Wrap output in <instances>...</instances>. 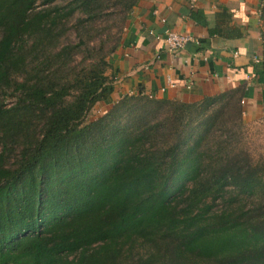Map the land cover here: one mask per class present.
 Instances as JSON below:
<instances>
[{
    "label": "trees",
    "instance_id": "trees-1",
    "mask_svg": "<svg viewBox=\"0 0 264 264\" xmlns=\"http://www.w3.org/2000/svg\"><path fill=\"white\" fill-rule=\"evenodd\" d=\"M138 2L0 0V264H264L243 90L108 101Z\"/></svg>",
    "mask_w": 264,
    "mask_h": 264
},
{
    "label": "crops",
    "instance_id": "crops-1",
    "mask_svg": "<svg viewBox=\"0 0 264 264\" xmlns=\"http://www.w3.org/2000/svg\"><path fill=\"white\" fill-rule=\"evenodd\" d=\"M260 7L259 0H139L109 56L114 90L108 101L140 93L193 102L240 88L243 120L261 114L262 86L255 75L261 62ZM166 29L199 44L169 54L154 37Z\"/></svg>",
    "mask_w": 264,
    "mask_h": 264
},
{
    "label": "rangeland",
    "instance_id": "rangeland-1",
    "mask_svg": "<svg viewBox=\"0 0 264 264\" xmlns=\"http://www.w3.org/2000/svg\"><path fill=\"white\" fill-rule=\"evenodd\" d=\"M39 4V0H38ZM260 25H261V52H264V0L260 7ZM111 32H115L112 29ZM72 39V37H71ZM97 41H92V44H96ZM111 47L110 44H106L104 47V53H106ZM111 54V53H110ZM110 54L105 55V61L108 62ZM12 98H6L5 103L10 105ZM102 106V108H101ZM110 106V105H109ZM109 106H103L99 104L94 106L85 117V121L92 120L100 115L109 108ZM241 144L247 150L252 160L262 166H264V114L255 113L254 118L251 120H243V126L241 128Z\"/></svg>",
    "mask_w": 264,
    "mask_h": 264
},
{
    "label": "built area",
    "instance_id": "built-area-1",
    "mask_svg": "<svg viewBox=\"0 0 264 264\" xmlns=\"http://www.w3.org/2000/svg\"><path fill=\"white\" fill-rule=\"evenodd\" d=\"M194 1L195 0H191V3H194ZM259 2L261 6L262 0H259ZM154 37L155 39L163 43L166 51L169 54H173V55L176 54L181 49H183L185 45L188 43H193L195 45L199 44L198 40L191 38V36L187 34L177 33L169 29H166L161 35L156 34ZM254 62H257L256 58L254 59ZM148 97H152V96L148 95Z\"/></svg>",
    "mask_w": 264,
    "mask_h": 264
}]
</instances>
